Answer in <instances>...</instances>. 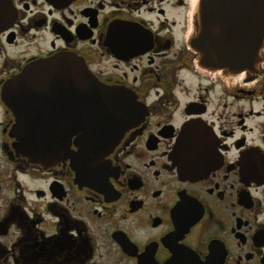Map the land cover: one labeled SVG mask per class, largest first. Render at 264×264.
<instances>
[{
    "label": "flooded vegetation",
    "instance_id": "obj_1",
    "mask_svg": "<svg viewBox=\"0 0 264 264\" xmlns=\"http://www.w3.org/2000/svg\"><path fill=\"white\" fill-rule=\"evenodd\" d=\"M197 1L0 0V264H264V59L200 66ZM221 5L264 57L252 0ZM56 57L49 81L10 84ZM80 64L135 103L112 107L113 132L130 121L112 144H78L97 116ZM27 121L47 158L16 145Z\"/></svg>",
    "mask_w": 264,
    "mask_h": 264
},
{
    "label": "water",
    "instance_id": "obj_2",
    "mask_svg": "<svg viewBox=\"0 0 264 264\" xmlns=\"http://www.w3.org/2000/svg\"><path fill=\"white\" fill-rule=\"evenodd\" d=\"M222 0H198L194 8L193 16V33L189 38L191 48L197 54V62L200 66L208 68H222L227 71H242L244 69H253L259 66L264 59L261 54L263 45L262 35L255 37L253 40H244L233 30L232 22H227V18L222 13L231 12L227 7L221 5ZM253 5L251 10L256 13V28L264 27V0H252ZM255 2V3H254ZM233 10V9H231ZM229 28V32L226 29ZM264 36V35H263ZM75 62V61H74ZM60 60L56 58L40 59L29 64L25 70L12 83L21 84L18 90L25 91L28 82H39V84L49 81L46 78H35L36 75L48 76L59 72ZM76 63V62H75ZM78 71L81 82H86L80 87V93H85L84 97L96 109V118L92 122L87 123L89 127L81 128L79 134V145H90L93 140L99 141L108 138V144H112L117 136H121L127 126L130 124L128 119L121 121L120 128L113 132V123L115 120L111 118V110L119 100L128 105H134L129 94L118 89L109 88L103 85L94 77L87 75L82 68ZM44 89V87H36ZM6 98H14L12 96L11 87L6 90ZM129 107V106H128ZM40 121H27V138L25 135L17 137L18 146H27L32 149H27V154L36 155L38 158H47L50 155V149H38L41 146H57V142L51 138L40 134ZM20 127L18 130L25 132V121L21 117L18 120ZM42 124V123H41ZM106 134H110L107 136ZM185 136L178 142V146L183 145ZM110 139V142H109ZM94 143V142H93ZM92 143V144H93ZM91 144V145H92ZM37 148V149H36ZM79 153H84L83 149H79ZM30 156V155H29Z\"/></svg>",
    "mask_w": 264,
    "mask_h": 264
}]
</instances>
